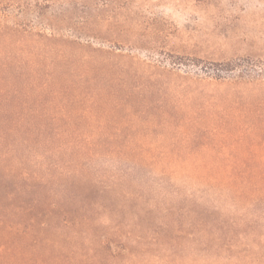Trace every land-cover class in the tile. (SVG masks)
Listing matches in <instances>:
<instances>
[{
  "label": "rangeland",
  "instance_id": "rangeland-1",
  "mask_svg": "<svg viewBox=\"0 0 264 264\" xmlns=\"http://www.w3.org/2000/svg\"><path fill=\"white\" fill-rule=\"evenodd\" d=\"M0 208V264H264V0H0Z\"/></svg>",
  "mask_w": 264,
  "mask_h": 264
},
{
  "label": "trees",
  "instance_id": "trees-1",
  "mask_svg": "<svg viewBox=\"0 0 264 264\" xmlns=\"http://www.w3.org/2000/svg\"><path fill=\"white\" fill-rule=\"evenodd\" d=\"M11 218V219H10ZM29 218H31L32 220L37 219V216L33 215L32 213L29 215ZM27 223L29 225H27V229H31V226L33 225V223L31 222ZM0 223L4 224L5 227H7L8 229H5L10 235H13L12 233H18L20 231V227L19 225L22 224V222L18 221L17 219V213H13L12 217L11 215H9L5 210H2V208H0ZM25 225V223H23ZM45 224V222L43 223ZM43 224H41L40 226H43ZM17 241V238H15L14 236L8 241L11 244H14Z\"/></svg>",
  "mask_w": 264,
  "mask_h": 264
}]
</instances>
